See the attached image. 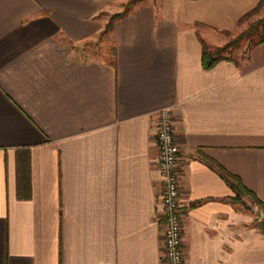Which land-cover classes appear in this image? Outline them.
Listing matches in <instances>:
<instances>
[{"label":"crops","instance_id":"0c3cea01","mask_svg":"<svg viewBox=\"0 0 264 264\" xmlns=\"http://www.w3.org/2000/svg\"><path fill=\"white\" fill-rule=\"evenodd\" d=\"M126 1L0 0V264H167L166 106L184 264H264V207L219 170L264 203V42L207 69L200 39L260 0H144L107 30Z\"/></svg>","mask_w":264,"mask_h":264},{"label":"built area","instance_id":"2783aa9c","mask_svg":"<svg viewBox=\"0 0 264 264\" xmlns=\"http://www.w3.org/2000/svg\"><path fill=\"white\" fill-rule=\"evenodd\" d=\"M160 119L154 134V164L162 176L160 219L163 220L164 250L167 264H184V211L182 203L180 167L181 145L177 139L172 109L158 111ZM100 264H112L103 262Z\"/></svg>","mask_w":264,"mask_h":264},{"label":"trees","instance_id":"16d2710c","mask_svg":"<svg viewBox=\"0 0 264 264\" xmlns=\"http://www.w3.org/2000/svg\"><path fill=\"white\" fill-rule=\"evenodd\" d=\"M143 1L144 0H127L123 4V8L121 11L115 12L111 15V17H110V19L106 25V29L107 30L111 29L115 19L121 18V17L127 15L134 8V6L136 4L143 2ZM263 3H264V0H260L254 8H252L251 10H249L248 12H246L244 15L241 16L238 23L242 22L250 14H252L257 9H259ZM259 27L262 28L261 33H257ZM256 33L258 34L257 39H255V35H254ZM246 35L250 36L249 38L252 40L250 47L264 42V17L262 19L258 20L252 26H250L249 30L243 31L236 38H234L233 40H230L227 44L220 46V47H217L215 49H212L210 47V45L203 38H200L202 41V45H203L202 62H203L204 68H207V69L212 68L220 60L232 58L231 54L227 55L226 52L230 53L229 48L232 47L233 45H238L240 43L241 39L243 37H245ZM219 170H220L221 174L226 178L228 183L236 191L235 198H241L242 195H248L253 199V201L257 202L260 206L264 207V203L256 196V194L252 190H250L243 183V181L241 180L240 177L230 173L228 170H226L222 166L219 167Z\"/></svg>","mask_w":264,"mask_h":264},{"label":"rangeland","instance_id":"374dc122","mask_svg":"<svg viewBox=\"0 0 264 264\" xmlns=\"http://www.w3.org/2000/svg\"><path fill=\"white\" fill-rule=\"evenodd\" d=\"M264 17V3L262 4V6L257 9L255 12H253L252 14H250L246 19H244L242 22L238 23L236 25V28L230 31H225V33L222 34V37H226L227 41L219 44V45H210V47L212 49H215L217 47L223 46L225 44H227L230 40H233L234 38H236L240 33H242L243 31H247L250 29V26H252L253 24H255L258 20L262 19ZM262 28L259 27L257 33H261ZM254 34L255 35V39L258 38V34ZM250 36H245L241 39L240 43L238 45H233L232 47H230V53L226 52V54H231V57L234 58H238L240 56H232V55H236L239 52H242L244 49L249 48L251 45V39L249 38ZM94 46V47H92ZM87 51H96L95 49V45L94 44H90V46L86 45V48H84ZM90 57V56H87ZM92 57V56H91Z\"/></svg>","mask_w":264,"mask_h":264}]
</instances>
